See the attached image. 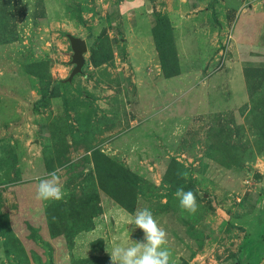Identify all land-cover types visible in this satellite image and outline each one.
Listing matches in <instances>:
<instances>
[{
    "label": "rangeland",
    "instance_id": "obj_1",
    "mask_svg": "<svg viewBox=\"0 0 264 264\" xmlns=\"http://www.w3.org/2000/svg\"><path fill=\"white\" fill-rule=\"evenodd\" d=\"M197 1L0 0V264H112L142 208L170 264H264V1Z\"/></svg>",
    "mask_w": 264,
    "mask_h": 264
},
{
    "label": "clouds",
    "instance_id": "obj_2",
    "mask_svg": "<svg viewBox=\"0 0 264 264\" xmlns=\"http://www.w3.org/2000/svg\"><path fill=\"white\" fill-rule=\"evenodd\" d=\"M62 169L56 168L42 178L37 187V199L42 201H61L67 195L60 179ZM187 178V172H178ZM180 207L195 214L198 211L196 193L178 187L174 193ZM133 223L144 232V239L131 243L130 246H116L110 252L112 264H170L171 251L167 231L157 222L153 213L147 209H137Z\"/></svg>",
    "mask_w": 264,
    "mask_h": 264
},
{
    "label": "water",
    "instance_id": "obj_3",
    "mask_svg": "<svg viewBox=\"0 0 264 264\" xmlns=\"http://www.w3.org/2000/svg\"><path fill=\"white\" fill-rule=\"evenodd\" d=\"M69 42L73 52L72 63L75 65L71 74L73 76L79 73L84 65L83 53L86 51L87 46L85 41L74 37H69Z\"/></svg>",
    "mask_w": 264,
    "mask_h": 264
},
{
    "label": "trees",
    "instance_id": "obj_4",
    "mask_svg": "<svg viewBox=\"0 0 264 264\" xmlns=\"http://www.w3.org/2000/svg\"><path fill=\"white\" fill-rule=\"evenodd\" d=\"M257 73H263V70H256ZM262 83L263 81H259L256 85V88L260 89L262 87ZM249 87V85H248ZM257 89V90H258ZM248 93H249V107H250V112H256L257 109H259L260 107H258V101L255 97H254V93L253 90L251 91V89L248 88ZM259 134V138L262 140V142L264 143V130L259 129L258 131Z\"/></svg>",
    "mask_w": 264,
    "mask_h": 264
},
{
    "label": "crops",
    "instance_id": "obj_5",
    "mask_svg": "<svg viewBox=\"0 0 264 264\" xmlns=\"http://www.w3.org/2000/svg\"><path fill=\"white\" fill-rule=\"evenodd\" d=\"M197 2H198L200 5L203 4V0H198ZM221 3H222V1H221ZM217 7H218V6H217ZM221 7H222V11H224V12L227 11V12H230V13L236 14V12H234L233 9H230V7H226V6H221ZM221 7L219 6L220 9H221ZM199 9H201L200 6L196 7V8L193 10V12H196V11L199 10ZM197 25H198V26L195 27L196 30H197V32H198L199 34H202L204 28H203L201 25H199V24H197ZM137 30H139V29L136 27V29L134 30V32H136L137 34H139V31H137Z\"/></svg>",
    "mask_w": 264,
    "mask_h": 264
},
{
    "label": "built area",
    "instance_id": "obj_6",
    "mask_svg": "<svg viewBox=\"0 0 264 264\" xmlns=\"http://www.w3.org/2000/svg\"><path fill=\"white\" fill-rule=\"evenodd\" d=\"M264 1V0H263Z\"/></svg>",
    "mask_w": 264,
    "mask_h": 264
}]
</instances>
